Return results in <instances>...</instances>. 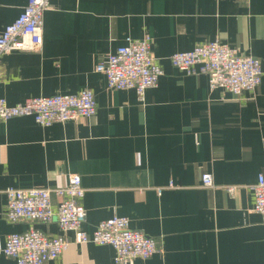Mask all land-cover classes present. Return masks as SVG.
Listing matches in <instances>:
<instances>
[{"label": "crops", "instance_id": "obj_1", "mask_svg": "<svg viewBox=\"0 0 264 264\" xmlns=\"http://www.w3.org/2000/svg\"><path fill=\"white\" fill-rule=\"evenodd\" d=\"M27 2L0 0V31ZM43 15L40 50L0 56V97L13 105L88 87L96 112L48 127L29 116L0 119V188L65 186L78 174L83 231L115 214L156 238L160 250L133 264H264V223L251 189L264 175V0H53ZM147 33L163 70L157 85L143 101L133 88L108 90L97 61ZM215 40L261 60L253 91L210 89L198 68L168 60ZM205 172L210 187L202 186ZM5 200L0 194V243L37 227L70 241L44 264H115L111 245L77 243L56 220L9 223ZM0 264L16 263L1 255Z\"/></svg>", "mask_w": 264, "mask_h": 264}, {"label": "built area", "instance_id": "obj_2", "mask_svg": "<svg viewBox=\"0 0 264 264\" xmlns=\"http://www.w3.org/2000/svg\"><path fill=\"white\" fill-rule=\"evenodd\" d=\"M53 0H28L18 16L0 31V56L12 50H40L43 41V13ZM152 38L145 34L139 39L126 38L123 45L97 61L95 71L104 75L108 90L134 89L143 101V94L158 83L163 74L161 65L152 53ZM171 65L187 72L198 68L207 75L209 88L220 87L232 94L250 93L261 83V60L253 55L239 53L218 40L198 43L190 50L171 53ZM96 112L92 90L81 88L76 93H56L24 99L9 105L0 97V119L29 116L41 127L70 119L91 118ZM251 189L254 196L253 211L264 223V175L258 174ZM202 186L210 187V173H202ZM172 182L169 186H172ZM84 190L80 176L69 173L65 186L59 187H4V218L9 223L18 221L49 223L56 220L63 232H73L80 244L93 242L109 244L113 248L115 264H133L138 258L147 259L158 252L156 238L129 226L127 216L112 215L102 219L91 233L81 229L85 221L82 206ZM232 190V187L229 188ZM158 194L161 187L157 188ZM52 194L57 196L56 202ZM69 239L64 235H47L37 227L6 235L0 243V256L12 258L16 264H44L59 256L67 248Z\"/></svg>", "mask_w": 264, "mask_h": 264}]
</instances>
